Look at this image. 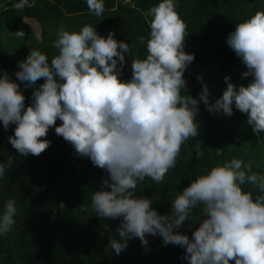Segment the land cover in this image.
I'll list each match as a JSON object with an SVG mask.
<instances>
[{
	"label": "clouds",
	"instance_id": "obj_1",
	"mask_svg": "<svg viewBox=\"0 0 264 264\" xmlns=\"http://www.w3.org/2000/svg\"><path fill=\"white\" fill-rule=\"evenodd\" d=\"M88 10L99 17L104 0H85ZM35 0H18L23 9ZM177 0H159L148 10L149 34L138 39L146 44L144 58L131 59V77L119 79L129 43L117 40L112 31L98 34L96 25L79 31L61 27L56 32L49 59L45 52L31 49L18 63L16 78L33 88L32 102L11 76L0 70V124L5 130L14 124L8 143L19 154L38 156L47 149V135L57 119L55 133L69 142L75 153L87 157L108 174L90 197V210L100 218H122L115 236H109L105 251L119 255L130 238L147 246L146 234L162 237L163 244L185 249L188 264H264V173L252 170V162L233 156L195 176L176 194L168 214H158L153 199L137 196V184L146 177L163 181L175 167L181 146L197 136L198 103L211 113L233 115V106L247 114V124L258 136L264 132V11L235 24L226 39L251 76L247 86H234L225 76L226 88L209 103L207 85L198 98L182 94L184 71L194 55L184 51L186 24L180 18ZM24 37L22 30L12 33ZM197 158L200 144L193 145ZM216 156H221L216 149ZM0 162V178L11 166ZM248 185V190L244 186ZM253 189L256 195H253ZM63 206V205H61ZM200 207L201 219L191 238L176 231L192 219ZM82 212L89 211L84 203ZM17 206L9 198L0 210V236L12 230ZM192 227V225H188ZM107 230L108 225H104Z\"/></svg>",
	"mask_w": 264,
	"mask_h": 264
},
{
	"label": "trees",
	"instance_id": "obj_2",
	"mask_svg": "<svg viewBox=\"0 0 264 264\" xmlns=\"http://www.w3.org/2000/svg\"><path fill=\"white\" fill-rule=\"evenodd\" d=\"M17 2L0 0V4H6L0 12V70L19 85L27 107L33 99V88H38L44 79L28 87L27 82L15 76L18 63L31 49H39L51 59L57 52L52 44L62 26L79 31L85 24L96 25L98 34L106 37L112 31L118 41L129 43L133 55L125 54L119 76L122 81L129 80L131 59L147 54L146 44L138 37L147 39L151 20L148 10L159 0H104L105 10L99 17L89 12L85 0H35L23 9L13 6ZM176 11L188 34L184 51L194 55L184 71L186 85L181 93L198 98L206 84L209 103H214L227 86L225 76L234 86H247L252 77H242L247 68L227 46L226 39L235 24L264 11V0H177ZM20 30L25 34L23 38L12 34ZM198 108V134L181 146L175 167L160 183L146 177L137 184L136 195L152 198V207L158 214L169 213L176 194L196 175L233 156L250 160L253 171L264 173V132L257 136L252 131L247 114L234 106L232 116L211 113L203 102L198 103ZM60 123L57 119L56 125ZM56 125L40 138L51 141L47 149L38 156H23L7 141L15 125L5 130L0 124V162L12 161L0 178V210L9 198L15 200L18 209L12 230L0 236V264H188L185 249L163 244L159 234H146V247L139 238H130L119 255L114 250L105 251L109 236L120 239L116 229L122 218L96 216L90 210V197L108 174L89 158L78 156L73 146L55 133ZM197 142L202 152L199 158L193 148ZM216 149H220L221 156H216ZM244 188L248 190L249 186ZM83 203L89 211H81ZM191 215L192 219L176 230L189 238L202 218L200 207ZM104 225L109 228L106 230Z\"/></svg>",
	"mask_w": 264,
	"mask_h": 264
},
{
	"label": "rangeland",
	"instance_id": "obj_3",
	"mask_svg": "<svg viewBox=\"0 0 264 264\" xmlns=\"http://www.w3.org/2000/svg\"><path fill=\"white\" fill-rule=\"evenodd\" d=\"M6 4L5 3H1L0 4V12L5 8ZM136 6V5H135ZM36 36H38V32L36 33ZM263 162V160H262Z\"/></svg>",
	"mask_w": 264,
	"mask_h": 264
}]
</instances>
